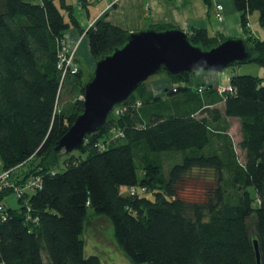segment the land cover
I'll use <instances>...</instances> for the list:
<instances>
[{"label":"trees","instance_id":"obj_1","mask_svg":"<svg viewBox=\"0 0 264 264\" xmlns=\"http://www.w3.org/2000/svg\"><path fill=\"white\" fill-rule=\"evenodd\" d=\"M232 1L246 34L254 12L264 28V0ZM70 11L64 0H0L2 169L18 184L35 174L42 180L39 191L25 194L26 206L18 200V209L6 208L0 264H102L84 253L88 210L110 222L118 249L132 264H258L254 241L264 264L263 80L232 72L230 91L219 94L207 86L199 94L183 74L169 78L173 88L164 98H153L143 83L86 136L79 157L57 172V157L64 153L54 149L83 111L79 100L70 115L57 112L63 84L81 81L79 72L61 82L57 68L63 34L76 26ZM86 35L97 62L122 47L129 34L99 18ZM187 36L205 50L225 39L211 37L206 29ZM244 42L253 55L250 63L264 68V41L247 36ZM224 119L238 120L243 153L229 188L224 172L235 167L234 153L211 152L214 128ZM137 149L181 160L164 181L159 166L148 160L139 179ZM37 158L40 163L32 165ZM202 175L212 176L215 185L205 200L188 203L179 186L185 177ZM141 189L150 190L152 198L139 195ZM8 191L0 194V202Z\"/></svg>","mask_w":264,"mask_h":264},{"label":"water","instance_id":"obj_2","mask_svg":"<svg viewBox=\"0 0 264 264\" xmlns=\"http://www.w3.org/2000/svg\"><path fill=\"white\" fill-rule=\"evenodd\" d=\"M248 45L240 39L225 38L217 46L202 49L190 43L182 30H147L129 34L124 45L95 64L84 87L83 111L75 119L54 151H78L86 136L95 133L113 109L124 102L151 76L168 78L183 74L221 73L235 64L252 62ZM259 264L257 241L253 242Z\"/></svg>","mask_w":264,"mask_h":264},{"label":"crops","instance_id":"obj_3","mask_svg":"<svg viewBox=\"0 0 264 264\" xmlns=\"http://www.w3.org/2000/svg\"><path fill=\"white\" fill-rule=\"evenodd\" d=\"M209 1L213 10L215 5H223L222 22L215 19L213 10L211 11L205 0H92L94 4L91 3L93 5L85 12L82 10L84 4L80 6L78 3L77 7L70 5V14L75 20L76 26H70L63 34L64 41L70 47L77 46L81 77H84L83 69H85L87 78L89 76L91 78L96 62L90 54L86 32L99 18L121 29L126 34L147 30L179 29L189 35L195 29H206L211 37L221 36L237 39L241 29L240 14L234 11L228 12L226 0ZM231 74L224 70L216 74H191L188 79L189 87L196 91L200 87L211 86L216 91L217 88L228 86ZM170 88H173V84L166 75H162V78L158 79L153 78L147 85L144 84L145 91L153 98H164ZM240 138L239 135L238 143ZM241 154L243 156L242 152Z\"/></svg>","mask_w":264,"mask_h":264},{"label":"rangeland","instance_id":"obj_4","mask_svg":"<svg viewBox=\"0 0 264 264\" xmlns=\"http://www.w3.org/2000/svg\"><path fill=\"white\" fill-rule=\"evenodd\" d=\"M30 1V0H25ZM35 0H33L34 2ZM82 1L80 6L84 3V7L82 8L83 12H85L86 9H90L91 6L94 4L92 0H65L67 5L75 6L77 7L78 3ZM37 1H35L36 3ZM93 3V4H91ZM222 5V4H220ZM223 7V5H222ZM226 7L228 9V12H236L233 6L232 0H226ZM230 10V11H229ZM215 10H213V15H215ZM82 12V13H83ZM231 15V14H230ZM215 17V16H214ZM230 21L232 18H229ZM223 21V20H222ZM218 21V22H222ZM248 34H246L242 27L240 22V34L237 36V39L245 41L247 36H253L254 38H257L261 41H264V28L261 27L259 22V15L257 12H254L249 15L248 17ZM240 37V38H239ZM219 38V37H216ZM238 73L239 75H250L254 77H258L263 80L264 82V68L254 64V63H247V64H235L233 66L228 67L224 70V72L232 73V72ZM80 72V71H79ZM78 72V73H79ZM87 73L85 72V69H83V78L81 77L80 82H75L73 80H67L61 89V93L59 95L58 100V106H57V112H61L65 115H70L72 112V109L74 107V104L76 101H82L84 94L82 93V89H84L85 85L90 79L87 78ZM93 74H91L92 76ZM162 75H165V73H160L154 76H151L148 81H145V85H147L150 80L153 78L158 79L162 78ZM184 100V99H183ZM180 102H185V101ZM240 135V128H239V122L236 119H224V121L220 122L215 128H214V134L211 141V152L217 153V154H223V151L227 153L233 152V163L235 164V167H233L232 171H226L224 172V178H225V184L226 187H231L235 185L237 175L239 174L240 167L243 164V156L241 154L240 149L238 148V140ZM80 153L77 151L72 152L71 154H60L57 158V163L55 170L57 172H62L65 168L64 164L65 161L69 160L72 157H79ZM151 160L154 163H156L159 166L160 169V178H162V181L166 179V176L168 175V170L171 168V166L174 164V162L180 161L179 156H148L144 153L143 149H137L136 150V163H137V177L140 179L143 175V165L146 161ZM40 163L39 158L35 159L32 163V165H38ZM2 169V162L0 160V175L3 173ZM154 188L160 187L158 183L154 184ZM215 181L212 178V176L202 175L201 177H185L183 179V183L180 184V193L182 194V197L188 202H201L203 199L205 200V197L207 193L209 192V189L214 187ZM234 189V187H233ZM232 191V190H231ZM31 192V191H28ZM121 192L123 195H126L128 192L126 188H122ZM232 192H229V194ZM139 195H146L150 198L151 191L149 190H138ZM1 204L4 206V208H13L18 209L19 202L17 197L12 191H8L5 195H3ZM88 218L91 219L87 222L85 232L83 235L84 238V253L86 256H97L100 258L102 264H132L125 256L124 254L118 249L115 239H114V232L113 227L110 224V222L102 216H95L91 210H88Z\"/></svg>","mask_w":264,"mask_h":264},{"label":"built area","instance_id":"obj_5","mask_svg":"<svg viewBox=\"0 0 264 264\" xmlns=\"http://www.w3.org/2000/svg\"><path fill=\"white\" fill-rule=\"evenodd\" d=\"M38 2H41L43 0H35ZM214 12H215V19L217 21L223 20V7L220 4H217L214 6ZM57 68L61 73V82L65 80L67 76H75L79 72V63L77 59V46L70 47L67 45V43L62 40V42L59 45L58 50V63ZM205 90L204 87L198 88L196 91L197 93H202ZM219 94H223L224 92L230 91L229 87L224 88H217L216 89ZM42 186V180L41 177L37 174L31 175L28 179H26L24 184H18L14 182L11 179V173L10 171H4L2 175H0V194L5 190H11L18 200H21L24 205L26 206L27 199L25 197V194L28 193V191H39ZM130 195L135 194V189L131 188L129 190ZM27 207V211H28ZM6 209L0 202V220L5 221L6 216Z\"/></svg>","mask_w":264,"mask_h":264}]
</instances>
